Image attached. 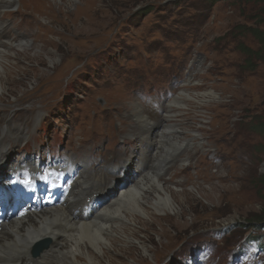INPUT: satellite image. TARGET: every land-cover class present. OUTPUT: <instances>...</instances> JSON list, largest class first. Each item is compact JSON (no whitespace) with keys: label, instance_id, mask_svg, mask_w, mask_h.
I'll return each mask as SVG.
<instances>
[{"label":"rangeland","instance_id":"rangeland-1","mask_svg":"<svg viewBox=\"0 0 264 264\" xmlns=\"http://www.w3.org/2000/svg\"><path fill=\"white\" fill-rule=\"evenodd\" d=\"M0 13L2 24L15 21L18 34L28 32V45L0 67L3 76L15 65L0 92V143L13 159H42L36 154L43 152L84 158L87 174L97 177L105 160L141 151L130 132L138 121L132 111L143 108L164 129L163 112L175 98L168 121L179 129L178 144L165 151L157 174L172 190L173 208L154 223L153 214L141 216L145 224L134 226L146 251L112 253V263L181 262L204 243L213 249L210 264H225L248 235L233 225L263 205L256 189L264 134L244 122L264 107V65L242 71L244 58L225 37L245 23L241 7L226 0H18ZM9 130L23 137L9 142ZM222 228L230 232L215 235Z\"/></svg>","mask_w":264,"mask_h":264},{"label":"bare ground","instance_id":"bare-ground-1","mask_svg":"<svg viewBox=\"0 0 264 264\" xmlns=\"http://www.w3.org/2000/svg\"><path fill=\"white\" fill-rule=\"evenodd\" d=\"M17 1L0 0V9L11 8L17 4ZM19 10L20 7L16 9ZM5 17V14L0 13L1 68L3 58L14 54V50L19 53L20 50L16 47L28 45L25 39L28 32L23 28L26 34L23 36L18 34L16 30L20 29V26L15 21L11 25L2 24L1 21ZM2 35L4 38H1ZM27 50L23 48L22 52L25 54ZM14 67L15 65L11 63L7 69L5 68L6 71L3 69V76L0 73V92L5 91L4 83L7 75L13 73ZM176 100L174 98L167 102L163 112L166 123L164 129L158 128L159 122L150 121L151 116H148L143 108L138 107L132 111L134 117L139 120L132 125L130 132L138 143L141 145L144 143L148 152L146 157L142 158L145 156L143 151L140 154L134 151L123 157L117 156L116 161H113L115 163H112L111 159L105 160V171L97 177L87 175L88 168L84 161L76 160L79 177L67 195L64 205L35 209L24 217H19L16 213L6 217L0 230V264H113V257L110 256L112 253L113 255L123 253L129 248H141L146 251L144 241L139 239L140 227L134 225L145 224L141 216L152 214L149 223H154L159 219L156 214L163 208L169 210L173 208L172 190L162 184L157 174L163 169V162L166 160L165 151L169 152L170 149L174 151L178 144L174 138L177 136H173V132L179 129L176 130L168 121V109ZM127 101L131 99L128 98ZM151 110L155 109L151 108ZM15 122L8 126L17 129ZM23 128L26 126L23 125ZM3 129L0 123V132ZM8 137L9 142H14L23 136L19 135V132L12 134L9 130ZM110 138L113 139V136ZM151 149H155L152 154L149 153ZM8 155L10 156L9 150L0 143V172L13 170L16 166L5 161ZM147 156L151 157L147 158ZM26 164L32 166L34 162L26 161ZM131 167L134 168L133 172L139 173L133 176ZM114 168L131 172L121 181L123 183L121 188L116 187L118 184L115 186L110 182L112 179L110 170ZM92 197L103 200V203L92 212L90 217L84 218L82 207L88 204ZM43 242L47 244L46 248L37 256L33 255L32 249ZM80 258L83 260L79 261Z\"/></svg>","mask_w":264,"mask_h":264},{"label":"trees","instance_id":"trees-1","mask_svg":"<svg viewBox=\"0 0 264 264\" xmlns=\"http://www.w3.org/2000/svg\"><path fill=\"white\" fill-rule=\"evenodd\" d=\"M209 2L215 0H207ZM233 2L236 6H240L244 13L245 23H241L233 27L225 34L230 42L234 43V48L243 56V62L239 68L244 72L253 73L259 67L264 65V0H226ZM248 38L256 44L255 48L246 45L240 40ZM264 104V99H263ZM252 130H257V133L264 134V107L259 114L254 115L251 119L245 121ZM264 136V135H263ZM263 149L264 145H260ZM259 186L261 187H258ZM256 193L262 199L263 205L258 213H255L247 218H243L239 223V228L249 227L255 231L264 228V175L257 177ZM254 233V232H253ZM259 232L252 235L253 239L258 238Z\"/></svg>","mask_w":264,"mask_h":264}]
</instances>
